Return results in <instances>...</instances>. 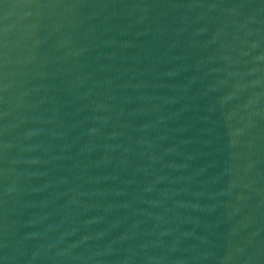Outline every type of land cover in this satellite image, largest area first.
Masks as SVG:
<instances>
[{"label":"water","instance_id":"obj_1","mask_svg":"<svg viewBox=\"0 0 264 264\" xmlns=\"http://www.w3.org/2000/svg\"><path fill=\"white\" fill-rule=\"evenodd\" d=\"M0 264H264V0H0Z\"/></svg>","mask_w":264,"mask_h":264}]
</instances>
